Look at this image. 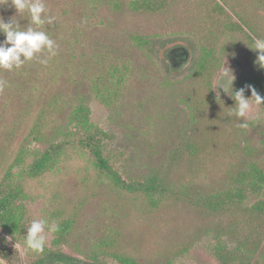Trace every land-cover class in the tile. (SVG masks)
<instances>
[{
    "label": "rangeland",
    "instance_id": "obj_1",
    "mask_svg": "<svg viewBox=\"0 0 264 264\" xmlns=\"http://www.w3.org/2000/svg\"><path fill=\"white\" fill-rule=\"evenodd\" d=\"M142 1L45 0L55 21L39 30L56 42V55L49 59L45 50L18 69H0L5 82L0 86V179L8 171L23 170L35 150L63 139L79 97L103 132L104 155L127 179L143 180L158 171L173 188L194 183L215 190L235 184L233 175L252 163L264 169V104L250 101L247 127L241 128L243 118L227 115L235 101L222 88L235 91L245 80L264 78L250 47L255 38H264V0H171L162 10H136L133 4ZM0 15L5 21L17 16L24 29L35 27L27 11L17 13L5 5ZM174 46L189 50L176 68L167 58ZM210 48L215 64L208 91L196 64ZM99 76L96 88L115 91L108 101L95 94ZM245 95L250 98L251 91ZM201 98L215 100L203 119L193 105ZM203 127L207 145L193 158L184 143L201 141ZM25 187L26 225L33 219L58 222L56 214L63 210L61 216L73 218L74 224L55 245L58 233L46 229L47 246L79 257L97 252L119 264L109 254L119 252L133 256L134 263L127 264H217V246L235 245L217 231L234 221L232 214L208 215L183 199L165 196L154 207L144 194L116 192L81 148L66 149L52 168L28 178ZM8 236L0 229V239ZM109 236L116 239L101 252L99 242Z\"/></svg>",
    "mask_w": 264,
    "mask_h": 264
},
{
    "label": "trees",
    "instance_id": "obj_2",
    "mask_svg": "<svg viewBox=\"0 0 264 264\" xmlns=\"http://www.w3.org/2000/svg\"><path fill=\"white\" fill-rule=\"evenodd\" d=\"M170 1L143 0L140 3H134L133 7L136 10L158 11L169 5ZM240 18L245 25H248L244 18ZM238 27L241 28V26ZM204 50L196 64V71L201 77L207 79L208 91H211L210 76L212 75L211 69L215 64L214 49ZM170 51H168L167 58L169 62L172 61L176 64H180L178 61L184 60L186 58L185 52H189L185 46L175 47ZM115 70L116 68L108 70V73L114 74ZM102 78H104L103 74ZM99 79L100 76L97 82L94 83L95 94L98 98L108 101L115 91L110 92L106 89L104 93L101 88H96ZM101 81L102 84L105 83L104 79ZM246 85H252L256 90L260 89L264 92V78L245 80L239 85V88ZM209 103H215V100L201 98L193 102L194 111L202 119L207 113L205 108L209 106ZM90 115L91 109L85 102V98L79 97L70 111L69 126L63 131V139L53 142L45 148L35 150L32 161L23 170L17 173L8 171L0 179V229L12 236L11 244L6 242L5 239H0V258H3L8 264H116L100 258L97 252L91 255L87 254V257H79L63 251L57 246H46L43 253L32 252L24 246L23 241L28 227L26 225L28 220L26 208L22 202L27 197L25 181L52 168L60 154L71 147L81 148L88 152L94 167L107 181L109 188L116 192L144 194L154 207L165 196L176 200L183 199L208 215L232 214L234 221H231L227 226L217 227V231L230 236L235 245L233 248H228L222 244L217 246V264H258L264 262V197L257 199L258 195L264 193V169L259 164L252 163L245 168H241L233 175L235 184L215 190H205L194 183L176 189L171 187L170 183L158 171L145 175L143 180L127 179L104 155L101 138L103 132L94 126ZM193 117H195L194 114ZM198 132L202 133L199 138L201 141L196 142L194 140L193 142L186 141L184 143L189 153H192L193 158H196L195 154L198 151L205 148L208 141L205 137L206 128L203 127ZM253 198H256V200L249 204V201ZM63 214V210L56 214L59 217L57 223L60 227L57 231L58 236L54 239V245L60 243L62 238L68 237L69 230L74 224L73 218L69 216L62 217ZM110 237H105L99 242L101 252L106 253V249L110 247L109 244L114 243L116 237ZM15 243L18 245L17 250L13 247ZM26 252H32L33 256L27 257ZM109 254L111 257H116L119 264L134 263L133 256L119 252Z\"/></svg>",
    "mask_w": 264,
    "mask_h": 264
},
{
    "label": "clouds",
    "instance_id": "obj_3",
    "mask_svg": "<svg viewBox=\"0 0 264 264\" xmlns=\"http://www.w3.org/2000/svg\"><path fill=\"white\" fill-rule=\"evenodd\" d=\"M9 6L15 8L17 13H27L30 16V25L26 29L21 27L20 19L17 16H12L8 21L0 15V34L4 35V39L0 40V69L12 70L20 68L26 61L34 58L39 59L38 53L47 51L49 59L56 55L57 44L49 36L46 31L39 30L45 23L51 25L55 21L54 16L48 15L45 0H0V6ZM250 47L257 52V59L254 63L258 64L261 69H264V38H255ZM42 63H47L44 59ZM229 68V67H228ZM230 69V68H229ZM223 77H229V71L223 72ZM231 86L235 80L233 72H231ZM5 82L0 81V86ZM225 93L232 96L235 104L228 111L229 117L235 116L238 120L243 118L244 122L238 126L241 128L247 127L246 118L251 109V103L254 99L256 105L264 104V96H262L254 86L246 85L238 90L229 91L228 88L222 87ZM251 91V97L245 95V91ZM217 101L221 104L220 96H216ZM223 108L224 105L221 104ZM59 224L56 221L49 223L47 219H33L27 227V233L24 237V246L27 250L35 253H43L47 246L46 229L49 233L59 231ZM6 240L11 241L12 236L6 237ZM13 247L17 250L18 245L15 243ZM0 264H6L3 258H0Z\"/></svg>",
    "mask_w": 264,
    "mask_h": 264
},
{
    "label": "water",
    "instance_id": "obj_4",
    "mask_svg": "<svg viewBox=\"0 0 264 264\" xmlns=\"http://www.w3.org/2000/svg\"><path fill=\"white\" fill-rule=\"evenodd\" d=\"M175 47H180V46H174V47H171L168 51H170V50L172 51V49L175 48ZM181 47H184V46H181ZM171 51H170V52H171ZM185 53H186V54H185V55H186V59H185V60H187L188 57H189V52H185ZM168 54H169V52L167 53V55H168ZM185 60H184V61H185ZM174 61H175V60H174ZM170 62H171V65L173 66V68H176V67H178V65H180V64L177 65L175 62H172V61H170Z\"/></svg>",
    "mask_w": 264,
    "mask_h": 264
},
{
    "label": "flooded vegetation",
    "instance_id": "obj_5",
    "mask_svg": "<svg viewBox=\"0 0 264 264\" xmlns=\"http://www.w3.org/2000/svg\"><path fill=\"white\" fill-rule=\"evenodd\" d=\"M179 63L181 62V61H178Z\"/></svg>",
    "mask_w": 264,
    "mask_h": 264
}]
</instances>
